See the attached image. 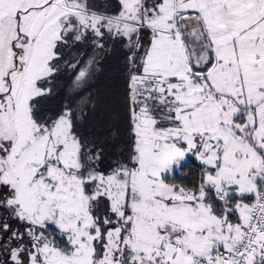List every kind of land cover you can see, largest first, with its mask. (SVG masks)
<instances>
[{"label":"snow or ice","instance_id":"snow-or-ice-1","mask_svg":"<svg viewBox=\"0 0 264 264\" xmlns=\"http://www.w3.org/2000/svg\"><path fill=\"white\" fill-rule=\"evenodd\" d=\"M0 264H264V0H0Z\"/></svg>","mask_w":264,"mask_h":264},{"label":"trees","instance_id":"trees-1","mask_svg":"<svg viewBox=\"0 0 264 264\" xmlns=\"http://www.w3.org/2000/svg\"><path fill=\"white\" fill-rule=\"evenodd\" d=\"M101 2L113 3L114 0H101ZM116 60L115 58L108 61L105 72L101 75L98 81V87L102 96V105H101V115L104 114V109L120 108V99L123 91V82L115 77L113 69L115 68ZM195 173H192L189 176V180L193 179Z\"/></svg>","mask_w":264,"mask_h":264}]
</instances>
